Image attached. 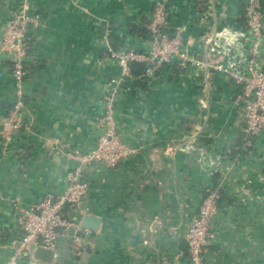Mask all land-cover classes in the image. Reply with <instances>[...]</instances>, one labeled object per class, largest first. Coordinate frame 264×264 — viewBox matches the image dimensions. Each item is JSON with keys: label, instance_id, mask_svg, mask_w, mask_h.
<instances>
[{"label": "crops", "instance_id": "crops-1", "mask_svg": "<svg viewBox=\"0 0 264 264\" xmlns=\"http://www.w3.org/2000/svg\"><path fill=\"white\" fill-rule=\"evenodd\" d=\"M162 1L171 35L186 27L198 61L223 59L244 40L246 0H0V42L17 15L39 17L29 25L25 124L9 145L0 135V264L23 236L17 207L63 195L74 164L66 153L98 143L105 98L121 75L106 42L147 50L146 25ZM241 86L211 67L199 77L164 65L154 81L117 87L116 133L137 153L88 169L82 209L100 224L79 252L61 239L60 264H189L185 234L211 186L223 197L205 264H264V137L246 133ZM13 101L0 44V132Z\"/></svg>", "mask_w": 264, "mask_h": 264}, {"label": "built area", "instance_id": "built-area-1", "mask_svg": "<svg viewBox=\"0 0 264 264\" xmlns=\"http://www.w3.org/2000/svg\"><path fill=\"white\" fill-rule=\"evenodd\" d=\"M37 23L38 16L17 15L7 25L0 42L11 61L14 85L12 108L0 132L5 145L11 143L15 133L25 124L28 33L29 25ZM245 23L246 35L243 36L240 47L225 45L230 47L223 51L224 58L214 63L197 60V55L191 49V39L185 36L186 27L177 28L171 35L173 29L165 1L155 4L151 19L146 25L151 34L147 50L118 51L106 42V52L116 61L121 75L113 80L114 89L105 98L104 113L99 119L102 128L98 143L91 151L77 149L66 153L74 164L68 172V184L63 195L48 194L31 207H17L23 236L10 246L13 254L8 264H19L25 253L32 258L38 248L54 251L57 258L61 239L70 241L73 253L79 252L85 239L90 236L91 231L82 225L83 217L88 215L82 209V202L88 191L85 179L88 169L96 163L115 167L137 153L136 149L121 141L116 133V94L117 87L121 85L131 87L139 82L154 81L164 65L178 67L186 75L195 72L199 77L211 67L242 85L237 105L242 106L245 113L246 133L250 137H264V67L260 65L264 46V0H246ZM133 61L148 64L145 75L131 72L130 63ZM222 197L219 186L209 187L198 212L188 225L185 242L188 246L189 264H205V250L216 237L212 220L219 211ZM66 205L74 216L66 214Z\"/></svg>", "mask_w": 264, "mask_h": 264}, {"label": "water", "instance_id": "water-1", "mask_svg": "<svg viewBox=\"0 0 264 264\" xmlns=\"http://www.w3.org/2000/svg\"><path fill=\"white\" fill-rule=\"evenodd\" d=\"M130 70L136 75L143 76L148 70V64L146 62L133 61L130 63ZM67 207L68 205H66ZM99 224L100 219L90 213L84 216L82 221L83 228L90 231H97ZM26 264H60V262L55 258L54 251L38 248L34 251L32 258H26Z\"/></svg>", "mask_w": 264, "mask_h": 264}, {"label": "trees", "instance_id": "trees-1", "mask_svg": "<svg viewBox=\"0 0 264 264\" xmlns=\"http://www.w3.org/2000/svg\"><path fill=\"white\" fill-rule=\"evenodd\" d=\"M244 28H245V27H244ZM144 30H145V31H144ZM144 30H143V33H145V34H146V31H147V30H146V29H144ZM147 34H148V31H147Z\"/></svg>", "mask_w": 264, "mask_h": 264}]
</instances>
